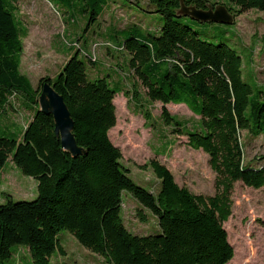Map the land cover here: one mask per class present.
<instances>
[{
	"label": "trees",
	"instance_id": "1",
	"mask_svg": "<svg viewBox=\"0 0 264 264\" xmlns=\"http://www.w3.org/2000/svg\"><path fill=\"white\" fill-rule=\"evenodd\" d=\"M107 1L86 0L92 18L104 11ZM231 1L185 0L200 7L223 2L235 16L249 8L264 10V0ZM147 5L148 11L164 16V23L159 34L148 36L125 27L130 33L116 47L129 50L131 69L122 75L115 71L117 86L111 85L112 73L89 78L78 50L55 76L40 79L50 80L71 110L77 142L86 149L73 155L62 146L53 115L39 108L40 89L21 71L27 33L20 32L14 11L0 0V112L13 105L11 96L17 93L34 108L20 138L0 135V170L12 154L16 164L38 180L39 189L34 199L0 203V264H6L16 243L29 247L36 264H55L52 256L63 250L58 233L64 228L110 264H226L234 256L224 225L232 214L234 184L242 180L254 187L264 185V165L244 163L240 135L242 129L264 133V89H255L245 78L236 48L202 38L182 21L180 0H147ZM126 78L133 79L134 90L125 87ZM138 83L151 100L163 102L162 116L174 131L186 134L190 146L209 153L217 173L213 194L180 184L157 158L150 162L160 178L157 192L131 176L109 130L117 121L116 93L139 99ZM172 101L186 103L201 116L202 126L189 127L171 114L166 103ZM124 190L157 215L158 232L138 234L128 228L121 214ZM138 214L147 219L142 208Z\"/></svg>",
	"mask_w": 264,
	"mask_h": 264
},
{
	"label": "rangeland",
	"instance_id": "2",
	"mask_svg": "<svg viewBox=\"0 0 264 264\" xmlns=\"http://www.w3.org/2000/svg\"><path fill=\"white\" fill-rule=\"evenodd\" d=\"M215 1V0H211ZM229 5L231 0H220ZM15 14L23 36L24 51L21 71L26 73L38 88L42 76H55L70 54L78 50L86 63L89 78L113 74L112 86L119 76L128 72L130 52L116 47L131 29L145 35L159 34L164 16L147 10V0H108L104 11L92 18V9L86 0H4ZM182 21L199 32L202 38L214 42L224 41L236 48L243 57L245 78L255 89H264V10L249 8L235 16L232 23L200 21L184 15ZM125 27L130 31L125 30ZM93 56L91 61L90 56ZM131 77V76H130ZM123 78V77H121ZM133 79H123L126 88L134 90ZM116 82V83H115ZM258 84V85H257ZM139 99L118 91L117 121L109 135L123 153L122 161L138 183L157 192L160 178L150 162L157 158L174 173L175 179L192 191L213 194L216 191V171L209 163V153L187 143V135L174 131L173 125L162 116L163 102L151 100L146 87L138 83ZM0 112V135L20 138L23 128L32 118L34 108L26 105L17 93ZM35 107V105H33ZM171 114L184 120L189 127L202 126L201 116L186 103L169 102ZM250 105L247 112L250 113ZM200 123V124H199ZM244 163L264 165V133L254 134L241 130ZM38 180L26 174L9 155L0 170V203L9 199H34L38 196ZM121 214L130 230L138 234L160 230L157 215L144 207L129 190L122 194ZM232 214L224 225L234 246V256L226 264H264V185L254 187L237 180L232 191ZM146 213L143 220L138 210ZM63 250L57 249L52 261L55 264H110L106 258L82 244L68 229L58 233ZM6 264H36L25 244L12 246V255Z\"/></svg>",
	"mask_w": 264,
	"mask_h": 264
},
{
	"label": "water",
	"instance_id": "3",
	"mask_svg": "<svg viewBox=\"0 0 264 264\" xmlns=\"http://www.w3.org/2000/svg\"><path fill=\"white\" fill-rule=\"evenodd\" d=\"M178 12L180 14L190 15L200 21L232 23L235 20L234 13L223 2L216 4L209 2L207 7H200L196 4H188L185 0H180ZM38 89H40L38 96L39 108L43 112L53 115L55 131L61 139L62 146L73 155L86 152V149L77 142L74 132V118L64 95L48 79H44Z\"/></svg>",
	"mask_w": 264,
	"mask_h": 264
}]
</instances>
